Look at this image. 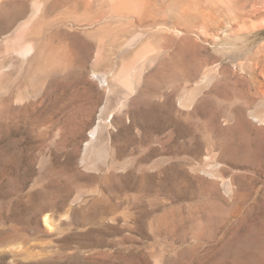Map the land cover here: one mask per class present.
Masks as SVG:
<instances>
[{
  "label": "rangeland",
  "instance_id": "rangeland-1",
  "mask_svg": "<svg viewBox=\"0 0 264 264\" xmlns=\"http://www.w3.org/2000/svg\"><path fill=\"white\" fill-rule=\"evenodd\" d=\"M257 2L0 0V264H264Z\"/></svg>",
  "mask_w": 264,
  "mask_h": 264
},
{
  "label": "bare ground",
  "instance_id": "bare-ground-1",
  "mask_svg": "<svg viewBox=\"0 0 264 264\" xmlns=\"http://www.w3.org/2000/svg\"><path fill=\"white\" fill-rule=\"evenodd\" d=\"M87 1V0H86ZM230 1V0H229ZM236 3H237V0H234ZM240 2H243V4H241V9H243V10H245V17H251L252 15H254V13H256L260 8L257 6L259 3L257 2V0H239ZM90 2V1H89ZM229 5V4H228ZM242 11V10H241ZM179 13V12H178ZM177 13V10H175V8H172L171 9V11H170V13H168V15L169 16H172V17H174V18H176V20H178V22H179V24H184L185 23V21H187V23L189 22V24L193 21V18L195 17H193V16H191L190 14L189 15H179ZM188 13V12H187ZM182 18H184V19H182ZM257 18V17H256ZM192 19V20H191ZM211 20V19H210ZM198 21V20H197ZM232 21H233V19H227L226 21H225V29H228V28H230V27H232L233 25H232ZM253 21V20H252ZM256 21V20H255ZM254 21V24H256L257 26H264V17L263 18H261V20H259V21H256L255 22ZM195 23V22H194ZM198 25V24H197ZM202 25V24H201ZM255 25V26H256ZM223 26V27H224ZM256 26V27H257ZM185 29H190V30H193V28H185ZM184 29V30H185ZM198 29L199 30H201L199 27H198ZM176 30L177 31H179L180 33L183 31V30H179V28H176ZM45 223L47 224V225H50V223H51V220H50V217H49V215L48 214H46L45 215Z\"/></svg>",
  "mask_w": 264,
  "mask_h": 264
},
{
  "label": "water",
  "instance_id": "water-1",
  "mask_svg": "<svg viewBox=\"0 0 264 264\" xmlns=\"http://www.w3.org/2000/svg\"><path fill=\"white\" fill-rule=\"evenodd\" d=\"M183 33H184V39H188V40H191L194 44H198V39H201L200 37V31L199 30H190V29H185L183 30ZM194 34L197 35L194 36Z\"/></svg>",
  "mask_w": 264,
  "mask_h": 264
}]
</instances>
